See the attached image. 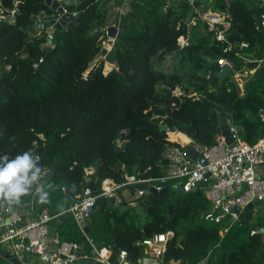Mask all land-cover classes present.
<instances>
[{"label":"trees","instance_id":"trees-1","mask_svg":"<svg viewBox=\"0 0 264 264\" xmlns=\"http://www.w3.org/2000/svg\"><path fill=\"white\" fill-rule=\"evenodd\" d=\"M76 2L66 7L77 20L55 26L49 46L46 29L38 32V19L52 18L58 11L45 0H0V14L15 18L0 20V130L5 133L0 136V155L14 157L31 150L42 133L45 149L51 151L39 153L41 160L55 167L45 183L56 186L50 203L38 204L34 194L28 195L34 197L35 211L47 208L56 215L68 209L93 181L85 173L89 165L96 167V188L106 178L123 183V166L138 177L164 175L167 147L175 144L167 139L166 127L211 146L222 114L240 128L244 141L254 144L264 136L259 114L264 108V74L251 76L244 92L231 75L224 80L217 75L228 42L247 41V51L264 58V26L258 28L257 22L264 5L259 0H201V12L222 10L230 15L232 27L225 41L215 37L196 11L191 17L198 16L197 23H187L185 0H171L167 9L168 0H131L133 10L120 21L126 33L111 51L116 67L108 73L106 58L92 65L106 38L105 29L93 31L111 21L108 5L101 0ZM182 36L185 44L180 43ZM227 56L238 57L234 52ZM178 88L180 95L175 93ZM129 188L132 193L137 190L134 185ZM175 199L172 190L141 197L143 222L137 206L122 210L109 201L96 204L89 235L102 245L127 250L133 261L144 253L141 241L171 230L167 259L184 264H198L206 257L209 264H264L261 234H250L255 225L264 229V208L256 221L239 220L222 234L224 223L204 216L211 207L204 189ZM53 223L62 239L83 241L69 213Z\"/></svg>","mask_w":264,"mask_h":264},{"label":"built area","instance_id":"built-area-1","mask_svg":"<svg viewBox=\"0 0 264 264\" xmlns=\"http://www.w3.org/2000/svg\"><path fill=\"white\" fill-rule=\"evenodd\" d=\"M60 1L65 7V12H71L66 7L68 2ZM101 1L107 3V0ZM130 1H114L112 8L116 9L121 5V7L128 8L131 6ZM259 1L260 6H263L264 0ZM169 5L168 2L164 8L167 9ZM128 13V10L126 13L120 11L114 13L111 21L107 23L116 24L122 28L120 21L123 15ZM197 13L207 23L209 30L214 32L218 40H227L228 31L232 27V20L226 11L207 10L201 12L197 10ZM260 15L262 23L258 24V28L264 26V14ZM62 17L63 14L59 13L49 19L43 17L38 19V32L44 29L47 31L45 45L51 46L54 42L55 25L52 24V20L60 21ZM1 19L15 21L13 16L7 17L3 14H0ZM187 20L188 24L194 25L197 23L198 16H192ZM104 29L106 38L102 42L101 50L106 48L111 52L117 38L108 34L107 27ZM180 43L185 44L182 41ZM248 46L247 41H241L239 44L228 42L224 53L227 55L234 52L238 56L237 58L246 62L255 60L262 62L264 58L258 59L255 52L247 51ZM100 57L104 56L100 54ZM219 63L223 66L226 63H231V61L222 56ZM234 66L231 76L236 77L237 80H242L238 83L244 91V81L253 76L259 68L255 67L242 71L243 69L234 70ZM10 67L8 65L7 68ZM259 114L264 123V108L260 109ZM229 128L234 139L233 142L228 143L226 137L219 132L216 143L206 146L196 142L188 135V140L185 141L181 136H177L181 131L166 127L167 139L175 144L167 147L165 154L168 158V166L164 175L157 178L138 177L129 174L126 167L123 166L126 178L123 183H117L114 179L106 178L102 180L95 191L91 185H87L77 196V200L59 214L54 215L47 208L35 211L33 196L23 197L21 203L13 206L10 210L0 208V264H16L7 255L15 258L20 264H74L77 262L81 264V260L84 258L90 259L94 264H184L180 260L166 258L168 243L174 235L171 230L156 233L141 241L144 253L136 261H133L129 259L127 250H117L113 244L102 245L91 237L85 228L90 225L91 214L100 198L109 199L115 196L116 205L120 208L125 203L137 206L141 197L146 195L151 187L162 190L166 185H169L178 189L182 188L185 192L204 189L211 202V207L204 216L207 220L224 223L221 233H226L234 223L241 220L242 213L249 203L260 200L264 204V136L256 143L250 144L241 138L240 128L237 125L229 121ZM46 146L47 139L44 134L40 133L39 139L33 142L31 150L41 160L37 149ZM187 147L195 148L198 155L196 157L189 156L186 152ZM41 168L46 177L51 167L43 165ZM95 171L94 165L85 168L88 180H93L96 183L97 180L92 178ZM137 183H148V188L137 189L135 193H132L129 185ZM203 183H207L208 186H202ZM258 208L255 207L252 211V217ZM66 213L74 218L82 231L83 241L81 243L62 239L56 230L53 223L54 219ZM250 234H261L264 241V229L261 227L253 226ZM206 259L208 258L206 257L201 262Z\"/></svg>","mask_w":264,"mask_h":264},{"label":"water","instance_id":"water-1","mask_svg":"<svg viewBox=\"0 0 264 264\" xmlns=\"http://www.w3.org/2000/svg\"><path fill=\"white\" fill-rule=\"evenodd\" d=\"M45 1L54 10L58 11L60 14H63V17L60 21H57L56 19L52 20V24H54L56 27H62V26L67 25L68 21L71 19L77 20V16L75 15V13L65 12V7L63 6L62 1H60V0H45ZM63 1L74 3V4L77 3L76 0H63ZM192 2L196 7H198L200 5L201 0H192ZM187 4H189V0H185V4L183 5L182 8H184ZM172 19H175V17H173ZM257 22L259 25L262 23V17L259 13H257ZM233 26H234V28H236V22L235 21H233ZM106 27H107L108 34L112 37L118 38L120 35H124L126 33L125 29L118 27L116 24H108V23L101 26V27H98L93 32L96 33L99 30H102ZM100 54L102 56H104L106 58V60H108L109 62L115 63V59L108 49L103 48L101 50ZM224 57H228V56L224 55ZM228 59L231 61V63L224 64L222 66L221 70L217 72V75L221 77V80H224L227 76L231 75V73L233 71V65H235L237 63H240L244 66H248L251 68L258 67L259 69L257 71V76L264 74V59L262 62H260L259 60L246 62L245 60L235 58L234 56H229ZM219 124L221 126L220 132L222 133V135H224L226 137L227 142L228 143L233 142L234 139L232 137V133H231L230 128H229V119L227 117H225L224 115L219 114ZM49 151H51V148L45 149L44 147H39L37 149L38 153L49 152ZM186 152L189 156H192V157H196L198 155L197 150L193 147H187ZM39 162H40V166L44 165V162L42 160H40ZM54 171H55V167L52 166L50 168L49 172L47 173V176L45 177V179L43 181L44 184L46 183L47 179L54 174ZM90 185L93 188V190L95 191L96 187H95L93 181H91ZM134 186L136 187V189H147L148 183H137ZM202 186H208V184L203 183ZM169 190L176 191L175 202H177L178 199L180 198V196L185 193V191L182 188L178 189L176 187H170L169 185H166L162 190H157L156 188L151 187L150 191L146 194V196H151L152 194H157V193L169 191ZM106 201H109L110 203L116 205V197L115 196H112L109 199L104 198V197L100 198L97 201V204H100V203H103ZM262 204L263 203L260 200L249 203L246 206L244 212L242 213L241 220H244V219L251 220L252 219V211L255 209V207H261ZM129 207H131V205H128L127 203H125L124 205H122L121 209L126 210ZM172 208L173 207L171 206V209ZM85 230H86V232H89L90 231V225H88L85 228ZM211 255H212V253L210 254V256ZM7 257L11 258L16 264H20L15 258H12L10 255H7ZM81 264H94V263L90 259L84 258L81 260ZM199 264H209V258L206 259L205 261L199 263Z\"/></svg>","mask_w":264,"mask_h":264},{"label":"clouds","instance_id":"clouds-1","mask_svg":"<svg viewBox=\"0 0 264 264\" xmlns=\"http://www.w3.org/2000/svg\"><path fill=\"white\" fill-rule=\"evenodd\" d=\"M4 134V131L0 130V136ZM39 161V156L34 155L32 150L14 157L8 154L0 155V208L10 210L30 194L37 197L38 204L50 203L51 191H55L56 186L43 183L45 173ZM75 189L76 185L73 183L71 190ZM63 210L61 206V211Z\"/></svg>","mask_w":264,"mask_h":264},{"label":"rangeland","instance_id":"rangeland-1","mask_svg":"<svg viewBox=\"0 0 264 264\" xmlns=\"http://www.w3.org/2000/svg\"><path fill=\"white\" fill-rule=\"evenodd\" d=\"M114 1H119V0H114ZM114 1L113 0H107V3H108V8H109V10H110V12H111V14H112V16H114L113 14L114 13H118L119 11L121 12V13H126V11L128 10L129 12L130 11H132L133 10V8H124V7H121V6H118V7H116V9H113L112 8V5L114 4ZM259 4V3H258ZM188 6H189V8H188V10H187V12H186V14H185V18L186 19H188L189 17H191V15L193 14V12H197V10H199V11H201L202 9H203V6H201L200 7V5L198 6V7H196L194 4H193V2H192V0H189V4H187ZM180 41H182L183 43L184 42H186V39L184 38L183 39V37L182 38H180ZM108 60H105V66H104V72L105 73H108L109 71H110V69H113V68H115L116 67V64L115 63H111V62H107ZM94 62V61H93ZM92 62V63H93ZM110 63V64H109ZM170 63H171V61H168V65H166V67L167 66H169L170 65ZM108 65L110 66V68H108ZM112 65H113V68H112ZM109 69H107V68ZM235 69H237V67H236V65L234 66V70ZM243 69V70H242ZM250 69V67H248V66H243L242 68H241V70L242 71H245V70H249ZM238 70V69H237ZM233 73V72H232ZM233 78V77H232ZM234 79H236V81L237 82H241L242 80L240 79V80H237V78L235 77ZM249 79H250V77H249ZM244 92V91H243ZM175 93L177 94V95H180V94H182V90L180 89V88H178V89H176L175 90ZM125 190H127V189H125ZM137 208H138V210H139V213H140V219L142 220L141 222H143L144 220H145V212H144V209L142 208V205L141 204H139V205H137ZM262 208H264V204L262 205V207L260 208V209H262ZM264 213V212H263Z\"/></svg>","mask_w":264,"mask_h":264},{"label":"crops","instance_id":"crops-1","mask_svg":"<svg viewBox=\"0 0 264 264\" xmlns=\"http://www.w3.org/2000/svg\"><path fill=\"white\" fill-rule=\"evenodd\" d=\"M168 2L170 3L171 2V0H168ZM130 8H132V6H129ZM131 12V11H130ZM100 58V56H98L95 60H94V62L92 63V65L93 64H95L97 61H98V59ZM251 68V67H250ZM245 80V79H244ZM249 80V79H248ZM247 79L244 81L245 83L243 84V90L245 91V84L247 83V81H248ZM180 134H181V137H182V139L183 140H188V138H187V134H185V133H183V132H180ZM262 207V206H261ZM261 207H259L257 210H256V212H255V214H254V216L252 217V220H254V221H256L257 219H258V216L260 215L259 214V210H260V208ZM263 209V208H262ZM258 226V225H257Z\"/></svg>","mask_w":264,"mask_h":264},{"label":"bare ground","instance_id":"bare-ground-1","mask_svg":"<svg viewBox=\"0 0 264 264\" xmlns=\"http://www.w3.org/2000/svg\"><path fill=\"white\" fill-rule=\"evenodd\" d=\"M108 62V61H107ZM110 64V63H109ZM107 68V67H106ZM108 68H110V66L108 65ZM107 68V69H108ZM112 68H113V65H112ZM109 70V69H108ZM112 70V69H111ZM177 136H181V134H178Z\"/></svg>","mask_w":264,"mask_h":264}]
</instances>
